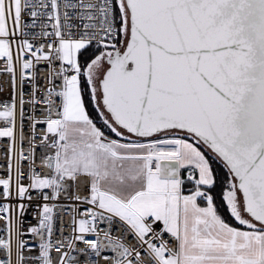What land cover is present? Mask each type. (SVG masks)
I'll return each mask as SVG.
<instances>
[{"label": "snow or ice", "instance_id": "obj_1", "mask_svg": "<svg viewBox=\"0 0 264 264\" xmlns=\"http://www.w3.org/2000/svg\"><path fill=\"white\" fill-rule=\"evenodd\" d=\"M0 264H264V0H0Z\"/></svg>", "mask_w": 264, "mask_h": 264}, {"label": "built area", "instance_id": "obj_2", "mask_svg": "<svg viewBox=\"0 0 264 264\" xmlns=\"http://www.w3.org/2000/svg\"><path fill=\"white\" fill-rule=\"evenodd\" d=\"M64 222H65V223L68 222V215H67V213H65V215H64Z\"/></svg>", "mask_w": 264, "mask_h": 264}]
</instances>
